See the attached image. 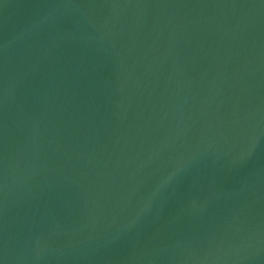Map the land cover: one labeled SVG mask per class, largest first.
Here are the masks:
<instances>
[{"label": "water", "instance_id": "1", "mask_svg": "<svg viewBox=\"0 0 264 264\" xmlns=\"http://www.w3.org/2000/svg\"><path fill=\"white\" fill-rule=\"evenodd\" d=\"M0 264H264V0H0Z\"/></svg>", "mask_w": 264, "mask_h": 264}]
</instances>
